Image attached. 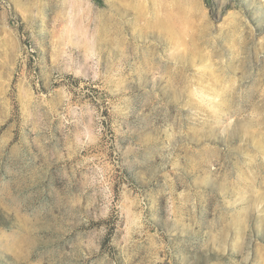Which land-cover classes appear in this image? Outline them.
<instances>
[{
    "label": "rangeland",
    "instance_id": "374dc122",
    "mask_svg": "<svg viewBox=\"0 0 264 264\" xmlns=\"http://www.w3.org/2000/svg\"><path fill=\"white\" fill-rule=\"evenodd\" d=\"M2 1L0 264H264V0Z\"/></svg>",
    "mask_w": 264,
    "mask_h": 264
},
{
    "label": "built area",
    "instance_id": "2783aa9c",
    "mask_svg": "<svg viewBox=\"0 0 264 264\" xmlns=\"http://www.w3.org/2000/svg\"><path fill=\"white\" fill-rule=\"evenodd\" d=\"M4 8V2L2 0H0V13Z\"/></svg>",
    "mask_w": 264,
    "mask_h": 264
},
{
    "label": "bare ground",
    "instance_id": "6f19581e",
    "mask_svg": "<svg viewBox=\"0 0 264 264\" xmlns=\"http://www.w3.org/2000/svg\"><path fill=\"white\" fill-rule=\"evenodd\" d=\"M213 178V177H212ZM208 179H209V177H208ZM206 181H209V180H206Z\"/></svg>",
    "mask_w": 264,
    "mask_h": 264
}]
</instances>
